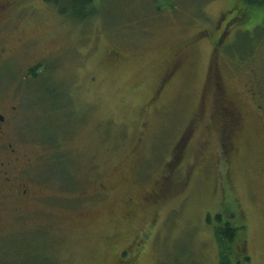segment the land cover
Returning a JSON list of instances; mask_svg holds the SVG:
<instances>
[{"label":"rangeland","instance_id":"obj_1","mask_svg":"<svg viewBox=\"0 0 264 264\" xmlns=\"http://www.w3.org/2000/svg\"><path fill=\"white\" fill-rule=\"evenodd\" d=\"M97 3L77 22L20 0L7 24L39 201L0 233V264H221L237 249L218 214L251 258L232 264H264V10L241 25L243 0Z\"/></svg>","mask_w":264,"mask_h":264},{"label":"flooded vegetation","instance_id":"obj_2","mask_svg":"<svg viewBox=\"0 0 264 264\" xmlns=\"http://www.w3.org/2000/svg\"><path fill=\"white\" fill-rule=\"evenodd\" d=\"M19 4L20 0H0V233L7 224L17 218L26 219L32 213L31 200L39 201L27 179V172L33 168L35 158L32 157L29 133L20 128L23 124L21 118L24 120L26 116L21 110L22 96L17 90L12 66L14 56L25 43L19 47L11 41L7 42L12 34L7 24ZM43 58L27 63L25 70L28 78L35 79L39 77V70H46ZM107 194L103 184L96 186L93 192L95 196Z\"/></svg>","mask_w":264,"mask_h":264},{"label":"trees","instance_id":"obj_3","mask_svg":"<svg viewBox=\"0 0 264 264\" xmlns=\"http://www.w3.org/2000/svg\"><path fill=\"white\" fill-rule=\"evenodd\" d=\"M49 3L55 5L58 11L65 16L70 17L71 19L77 22H84L91 17L97 16L100 14V7L97 3V0H47ZM243 3H238L235 5V8L238 11L236 19L231 22L233 24L244 25L250 17V9L254 6L264 10V0H243ZM147 8L145 7L144 10ZM148 10V9H147ZM157 12H161V8L158 7ZM230 23V24H231ZM59 160L60 158L57 157ZM56 159V160H57ZM232 217H235L232 216ZM209 223L212 222L211 216L208 217ZM242 227L238 226L234 219L224 216L223 214H218L215 216L214 232L216 238L218 239L220 246L229 245L236 246V253L233 258H227L224 254L226 248H221V264H232L238 263V261H250L251 258L247 255L246 241H240V233ZM232 257V256H231ZM228 259V262L226 261ZM231 259V260H230Z\"/></svg>","mask_w":264,"mask_h":264}]
</instances>
